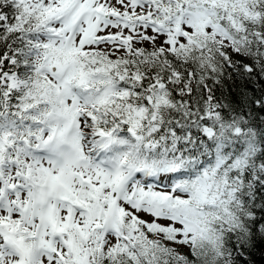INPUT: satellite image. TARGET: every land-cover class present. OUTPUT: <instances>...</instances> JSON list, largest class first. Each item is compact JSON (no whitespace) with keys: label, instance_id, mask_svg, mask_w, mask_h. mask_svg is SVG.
Here are the masks:
<instances>
[{"label":"snow or ice","instance_id":"obj_1","mask_svg":"<svg viewBox=\"0 0 264 264\" xmlns=\"http://www.w3.org/2000/svg\"><path fill=\"white\" fill-rule=\"evenodd\" d=\"M257 244L264 0H0V264Z\"/></svg>","mask_w":264,"mask_h":264},{"label":"trees","instance_id":"obj_2","mask_svg":"<svg viewBox=\"0 0 264 264\" xmlns=\"http://www.w3.org/2000/svg\"><path fill=\"white\" fill-rule=\"evenodd\" d=\"M250 264H264V244H257L249 255Z\"/></svg>","mask_w":264,"mask_h":264}]
</instances>
